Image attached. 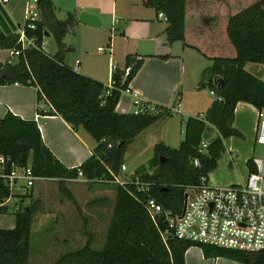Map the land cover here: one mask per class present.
I'll list each match as a JSON object with an SVG mask.
<instances>
[{"label": "trees", "instance_id": "16d2710c", "mask_svg": "<svg viewBox=\"0 0 264 264\" xmlns=\"http://www.w3.org/2000/svg\"><path fill=\"white\" fill-rule=\"evenodd\" d=\"M143 1L158 14L166 15L165 36L169 43L180 41L211 61L202 71L200 84L216 95L206 111V119L189 117L178 148L162 142L155 144L154 155L136 171L139 180L116 183L128 146L158 119L172 114L174 108L158 104L160 112L155 114L116 111L119 89L107 94L103 82L76 71L63 60L69 49L63 38L77 23L73 13L58 20L50 3L40 0L42 19L38 21L36 34L40 43L48 29L53 32L59 51L51 55L39 48L23 49L16 34L18 25L0 6V49H21L15 63L0 65V85L20 83L37 87L39 114L59 115L75 128L82 126L96 143L87 160L68 168L45 144L35 120L8 112L0 119V153L11 156L20 165H30L37 176L58 179L75 204L77 201L66 188L68 179L81 176L88 184L114 183L116 201L104 245L94 248L89 237L82 248L65 253L54 264H185L186 251L195 245L201 246L208 258L264 264V250H229L174 236L164 240L161 233L165 228L164 217L155 221L146 206V200L154 198L164 211L180 213L188 188L199 184L203 176L209 177L226 152L224 138L242 136L233 126L237 104L244 101L257 109L264 108V79L246 69L247 63L264 65V0ZM141 65L142 60L129 65L131 75L123 87L128 86ZM219 79L224 82L221 87ZM46 104L50 108H45ZM211 128L217 129L219 135L211 138L204 152H200L204 134ZM195 158L199 159V165L194 164ZM248 165L253 169L251 159ZM10 196V189L0 180V197ZM8 210V206L0 207V213ZM34 211L32 205L20 206L15 227L0 228V264H32Z\"/></svg>", "mask_w": 264, "mask_h": 264}, {"label": "crops", "instance_id": "0c3cea01", "mask_svg": "<svg viewBox=\"0 0 264 264\" xmlns=\"http://www.w3.org/2000/svg\"><path fill=\"white\" fill-rule=\"evenodd\" d=\"M88 2L91 1L65 0L60 5L64 10V17L59 18L55 15L56 19L63 20L70 12L75 15L77 20L74 29L63 38L66 47L69 48L64 53V62L76 71L91 76L105 85H108L115 78L117 86L123 88L126 82L125 67L142 60L140 69L128 83V86L133 91L138 92L145 102L152 105L173 107L174 110L172 114L161 117L143 130L136 139H139L141 148L153 152V155L155 144L160 142L178 148L184 139L188 118H200L202 114H206L216 98L210 89L198 88L202 80V71L211 64V61L205 65L201 59L204 56L195 49L182 43H180L181 46H178L176 43L179 42L176 41L169 43L165 36L167 20L159 18L156 9L146 6L143 0H111L110 15L112 16L113 29H111L110 47L107 48L109 50L98 49L101 54H93L91 55L93 60H89L86 57L91 53L83 42L77 44L67 40L72 33L78 36L81 27L84 29L106 28L104 25V1L101 0L99 6ZM8 16L10 17L9 14ZM10 19L13 21L11 17ZM52 35L53 32L48 29V38ZM57 48L58 53V45ZM75 52H79L82 57L78 65H75L70 57V54ZM1 53L3 54L1 55ZM162 55H167V57ZM7 62L15 63L16 57L12 56L10 49H0V65ZM113 62L118 65L115 71L112 70ZM246 69L258 78L264 79L263 64L247 63ZM38 106L37 87L20 83L0 85V119L8 112H12L22 119L35 120L41 130L45 144L66 167L75 168L81 165L92 155L96 145L94 139L82 126L75 128L59 115L39 114ZM45 108H50V106L46 104ZM258 110L252 104L244 101L237 104L233 126L242 136L224 138L226 152L218 160L216 168L209 173L210 184L226 186L243 183L248 179L250 172L248 161L256 154L259 146L256 140ZM116 111L120 113L134 111L132 94L125 91L121 92ZM209 130L211 136L207 139L208 141L219 135L217 129L211 128ZM204 139L206 138L203 137ZM81 182H84V178L80 176L68 179L66 185L79 201L78 206L81 207V211L86 212L87 210L84 218L89 220L90 226L92 225V217L96 220L101 218L102 205H98L95 208V213H92L93 209L88 208L89 205H87L90 201L86 202L85 200L81 203L79 196L84 190ZM110 187H112L115 205L116 190L114 186ZM90 193L93 194L94 192L91 191ZM114 205L109 215L110 220ZM74 206L76 209V205ZM42 211L43 208L38 207L37 214L41 215ZM59 212L60 210L56 208L54 211L55 218ZM80 220V218L77 219V227L82 223ZM110 220L105 224L107 229ZM77 234L80 236L79 230ZM195 249L198 248L192 246L186 251L185 264H242L225 257L208 258L204 256L202 249Z\"/></svg>", "mask_w": 264, "mask_h": 264}, {"label": "built area", "instance_id": "2783aa9c", "mask_svg": "<svg viewBox=\"0 0 264 264\" xmlns=\"http://www.w3.org/2000/svg\"><path fill=\"white\" fill-rule=\"evenodd\" d=\"M7 1L0 0V6L4 7ZM25 14L24 25H18L16 30L21 47L47 51V34H43L40 43L36 34L38 21L42 19L40 0H29ZM158 17L167 20L162 12ZM99 50L104 49L99 48ZM20 52V48L11 50L12 56L15 57L20 55ZM117 68V63L113 62L112 70L115 71ZM131 71L132 67L127 65L124 69L125 79L131 75ZM106 88L107 94L113 89L132 94L133 112L136 114L160 112L156 105L145 102L140 94L129 86L119 88L115 78L106 85ZM211 93L216 97L213 91ZM200 118L206 119L203 114ZM256 140L263 150L252 156L253 169H250L245 182L218 187L210 184L208 177L203 176L199 184L188 188L180 213H174L172 210L164 211L162 205L154 198L146 200V206L155 221L161 216L164 217L165 228L161 232L164 240L174 236L184 241L229 250L245 252L264 250V108L258 110ZM207 145L208 140L204 139L199 148L200 152H204ZM194 164H200L198 158L194 159ZM121 170H127V165L122 164ZM46 179L48 178L37 176L30 165H20L11 156L0 153V180L4 181L11 192L8 198L0 197V207L7 206V201L16 195L14 189H22L21 193H23L35 188L38 181ZM84 181L86 182L85 179ZM126 181L119 179L118 176L115 177L116 183L123 184Z\"/></svg>", "mask_w": 264, "mask_h": 264}, {"label": "rangeland", "instance_id": "374dc122", "mask_svg": "<svg viewBox=\"0 0 264 264\" xmlns=\"http://www.w3.org/2000/svg\"><path fill=\"white\" fill-rule=\"evenodd\" d=\"M65 0H47L50 3L52 10L59 18L64 17V10L60 7L61 3ZM92 4L100 5L101 0H90ZM104 1V2H103ZM102 0L103 6L105 7V27L99 29H89L81 27L80 33L77 36L72 33L69 35L67 40L70 42H76L80 44L83 42L84 46L91 53L86 58L93 60L91 55L101 54L98 52L99 48L106 50L110 46L111 29L112 27V16L110 15V8L112 7L111 0ZM29 0H8L5 4L10 17L13 19L15 24L24 25L25 23V12L28 7ZM2 30L0 26V31ZM77 36V37H76ZM130 37V36H129ZM180 45V41H176ZM47 51L49 54L54 55L57 53V41L52 35L48 38ZM4 53V52H3ZM1 53V55L3 54ZM6 54V53H4ZM71 60L78 65L82 57L79 52L70 54ZM85 59V58H83ZM205 65L209 64L210 60L206 57L201 58ZM121 65V63H120ZM204 88L202 85H198V88ZM209 90L208 87H205ZM206 117V114H204ZM234 135L233 137H235ZM239 137V136H236ZM262 148L258 146L257 154L262 152ZM153 152L148 151L145 148L140 147L139 139H135L129 146L125 156L124 164L127 165V170H121L119 179L131 180L136 178L139 180L140 174L137 173V169L142 164H147L148 159ZM137 167V168H136ZM154 169H151L153 171ZM70 183V182H69ZM67 184V181H66ZM84 190L81 191L79 196L81 203L89 202L88 208L93 209L92 213H95V208L98 205H102V214L100 219H94L92 217V225L89 226V220H85L86 212L81 211V207L78 206L77 199L73 195L72 191L66 188L72 193L76 204L67 196L58 179H46L38 181L35 188L22 192V189H14V196L7 201L8 211L0 213V228L12 229L16 223V213L20 206L32 205L34 208L33 213V224H32V236H31V249H30V262L32 264H54L58 261L65 253L78 250L82 248L91 238L92 246L94 248H101L106 240L107 228L106 223L110 220V214L114 205V198L112 196V187L114 183H95L88 184L85 181L80 183ZM86 186L87 189H86ZM217 186V185H214ZM228 185L218 186L227 187ZM22 190V191H21ZM93 191L94 193H90ZM17 193L19 195H17ZM45 193V194H44ZM25 195V196H24ZM83 198V199H82ZM74 205L77 208L75 209ZM104 205V206H103ZM47 206V207H45ZM56 206V207H55ZM38 207L43 208L42 214L38 215ZM59 209L60 212L55 218L54 211ZM30 208V207H29ZM47 208V209H46ZM81 219L79 227L76 226L77 219ZM80 220V221H81ZM94 221V222H93ZM111 221V220H110ZM87 222V223H86ZM91 222V221H90ZM110 224V223H109ZM96 225V226H93ZM109 227V226H108ZM79 230V235L77 234ZM195 250L202 249L201 246H193Z\"/></svg>", "mask_w": 264, "mask_h": 264}, {"label": "water", "instance_id": "95a60500", "mask_svg": "<svg viewBox=\"0 0 264 264\" xmlns=\"http://www.w3.org/2000/svg\"><path fill=\"white\" fill-rule=\"evenodd\" d=\"M223 80L222 79H219V81H218V86L219 87H221L222 85H223ZM210 136H211V133H210V130H207L206 132H205V134H204V137L206 138V139H208V138H210ZM30 210V208H28V211Z\"/></svg>", "mask_w": 264, "mask_h": 264}]
</instances>
